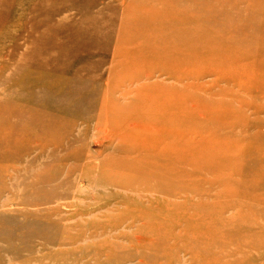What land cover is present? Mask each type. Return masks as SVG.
I'll return each mask as SVG.
<instances>
[{
    "label": "rangeland",
    "instance_id": "374dc122",
    "mask_svg": "<svg viewBox=\"0 0 264 264\" xmlns=\"http://www.w3.org/2000/svg\"><path fill=\"white\" fill-rule=\"evenodd\" d=\"M192 7H197L201 15L195 20L190 17L197 14ZM186 8L189 12L184 11ZM251 26L256 29L248 31L247 27ZM222 31L226 32L225 36L240 39L234 41L237 44L230 51L252 48V52L258 49L264 52V0H0V122H5L0 128L1 137L9 136L8 129L13 128V182L11 179L5 182V188H13V206H4L12 193H4L0 201V219L13 220H2L0 224V264H10L11 260L12 264H103V255L110 254L109 246L101 250L92 246L104 239L110 240L121 231L125 233L122 228L106 233L102 240H91L88 235L87 242L66 247L57 243L65 233L64 227L50 224L61 221L62 215L68 216L70 208L52 214L51 210L58 204L28 208L22 205L31 197L42 198L62 188V180L44 181L47 169L51 166V170L56 162L47 157L50 152L46 156L40 154L41 146L60 132L65 145L75 137L87 136V140L75 147L98 148L92 144L98 133L96 124L88 126L81 120L73 128L69 124L74 116L87 120L99 117L93 107L109 80L114 52L121 48L129 51L146 48L154 38L160 40L162 49L154 42L159 52L208 50L219 54L226 50L227 38L219 33ZM183 58L184 63L189 61ZM132 59L142 64L140 69L145 67L143 56L126 52L118 57L121 72L104 98L114 87H131L132 79L139 78L141 70H125L126 61ZM191 62L194 64H183L179 71L204 68L201 60L191 59ZM213 62L208 68L222 66V60ZM159 70L170 74V69ZM199 73L200 69L195 72ZM180 78L178 72L176 80L188 82ZM215 79L212 76L206 81L212 83ZM85 98L81 105H76ZM133 100V109L141 114L142 101L137 97ZM178 100L175 111L168 116L157 117L152 109L145 113L149 120L158 119L171 128L172 136H177L172 149L191 168L185 180L192 191L205 190L201 199L204 215L200 222L207 230L206 241L198 248L192 246L194 250L189 254L192 242L182 240L176 250L145 263L191 264L192 256L200 264H264V137L260 135L264 127L251 128L241 120L227 117L208 134L210 144L202 153L187 158L183 150L199 146L185 139L194 138V133L218 121L215 113L206 115V120L193 119L192 102ZM130 116L122 114L116 121L119 126L124 125L133 120ZM48 133L49 138L32 143L33 137L42 139ZM163 142L167 143L168 137ZM196 158L207 162L204 171L197 172L198 168L189 161ZM78 186H73L72 191ZM182 199L173 200L181 206L177 212L187 211L194 221L198 211L195 207L191 210L188 200ZM79 221L67 225L78 229L83 226L79 224L85 225L86 218L80 217ZM118 242L121 247L114 252L124 255V250H132L128 241ZM99 252H102L100 262ZM142 261L143 256L133 253L110 264H142Z\"/></svg>",
    "mask_w": 264,
    "mask_h": 264
},
{
    "label": "bare ground",
    "instance_id": "6f19581e",
    "mask_svg": "<svg viewBox=\"0 0 264 264\" xmlns=\"http://www.w3.org/2000/svg\"><path fill=\"white\" fill-rule=\"evenodd\" d=\"M192 8L197 10V14L190 15L195 20L196 16L201 15L197 7ZM189 10L184 9L185 12ZM255 29L253 26L247 27L248 31ZM219 33L227 38L226 50L219 54L209 53L208 50L193 53L159 52L154 42L158 43L162 49L160 40L154 38L150 40V45L146 48L139 47L138 50L133 51L121 48L119 52H114V65L110 71L109 80L105 82L100 99L99 101L97 99L93 107L99 117L95 116V120L92 118L88 121L74 116L69 124L71 128L75 127L79 120L88 126L96 124L98 133L97 137L92 139V144H96L98 148L92 150L84 145L83 148L75 147L79 142L87 140V136L75 137L65 145L60 132L48 143H43L40 154L46 156L50 152L47 157L56 162L51 170H49L51 166L47 169L44 181L56 183L62 180V188L59 187L52 195L42 198L31 197L28 201L22 202V205L28 208L58 204L51 210L52 214H57L58 211L61 213L66 208L71 209L68 216L62 215L61 221L57 220L50 224L51 227H64L65 233L57 241L59 245L69 247L87 242L88 235L91 240H102L106 233L122 228L125 233L121 231V235L111 236L110 240L104 239L96 243L98 245L92 246H97L100 250L109 246L110 254L103 255L105 259L102 263L110 264L126 254L136 253L144 257L142 264H147L145 262L152 261L155 256H160L169 250H176L182 240L192 242L189 246V254L195 246L198 248L205 243L207 230L200 222L204 215L201 199L205 196V190L193 189L192 191L191 185L185 180L189 177L188 170L191 168L183 160H179L172 149V143L177 136H172L171 128L159 122L158 119L149 120L145 112L152 109L157 117L168 116L175 111V103L180 98L181 101L192 102L190 114L193 119L206 120V115L216 114L218 124H210L197 131L192 139L182 138L190 140L191 143L195 142L199 146V148L183 150L187 158L191 154L202 153L203 148L210 144L208 134L212 133L227 117L232 120H241L251 128L264 127L262 118L264 116V52H260V49L252 52V48H247L250 52L247 49L230 51L237 44L234 41H240V39L225 36L224 31ZM126 52L129 55L143 56L146 61L145 67L140 69L142 64L134 59L131 62L126 61L125 70H141L139 78L132 79L131 87H114L104 98V93L121 72V66H118L116 59L124 56ZM183 57H187L189 61L184 63ZM191 59L203 61L204 68L179 71L183 64L193 65ZM213 60H222V66L225 69L222 66L208 68V65L214 63ZM159 68L170 69V74H165ZM198 69L200 73L195 74ZM178 72H180V79H187L188 82L183 84L176 80ZM212 76L216 78L212 83L206 81ZM136 97L144 105V111L141 114L133 109L135 103L133 99ZM85 100L86 98L78 100L76 105H81ZM216 104L221 107L216 109ZM122 114H131L128 118L133 120L119 126L116 120ZM61 119L60 117L59 120ZM4 125L5 122H0V128ZM8 131L9 136L1 137L0 135V201L3 200L4 193H12L11 197L6 199L4 206H13V188L11 190L8 187L5 188V182L8 179L13 182L11 174V171L13 172V128H9ZM85 131L88 129L85 128ZM260 135L264 137L263 130ZM165 137H168L167 143L163 142ZM47 138L49 133L42 139L33 137L32 143ZM76 138H79L78 141H75ZM30 141L31 139L28 142ZM70 149L72 151L69 154L63 155ZM197 159H189V161L198 168L197 172L204 171L207 162H200ZM182 166L187 168H181ZM67 167L68 170L65 172ZM62 176L63 179H61ZM76 184L79 186L72 191ZM82 185L86 186L81 187ZM182 198L188 200L187 204L191 205V210L195 207L198 211L193 218L194 221L187 215V211L177 212L181 206L173 200H183ZM196 198L198 203H195ZM63 200L73 201L60 203ZM80 217L86 218L85 225L81 223L79 225L83 226L75 230L68 227V222H80ZM2 220L13 219H0V224ZM131 228L134 231H130ZM180 228L182 229L176 233V230ZM123 240L128 241L132 247V250H124L123 252H126L124 255L114 252L117 247H121L118 241ZM148 252L152 254H146ZM98 258L100 262L102 252H99ZM201 258L204 259L203 256ZM190 259L191 264H200L195 263L197 258L191 256ZM12 262L13 260L10 264Z\"/></svg>",
    "mask_w": 264,
    "mask_h": 264
}]
</instances>
